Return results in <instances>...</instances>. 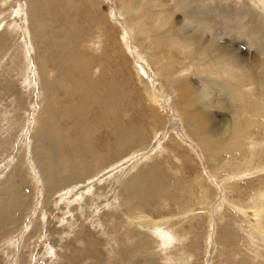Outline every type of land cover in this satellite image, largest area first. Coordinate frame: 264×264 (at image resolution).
Here are the masks:
<instances>
[{"label": "rangeland", "instance_id": "374dc122", "mask_svg": "<svg viewBox=\"0 0 264 264\" xmlns=\"http://www.w3.org/2000/svg\"><path fill=\"white\" fill-rule=\"evenodd\" d=\"M146 1L133 29L120 0H0V264H139L125 257L123 242L148 232L157 238V264H264V127L236 144V157L223 150L209 160L184 128L189 115L179 88L165 80L169 74L193 84L204 108L212 104L214 125L225 126L235 113L245 127L235 88L246 93L264 80V0H196L207 20L196 33L214 61L210 69L164 46L165 32L181 42L193 35L176 0H152L151 8ZM152 12H159L157 23ZM214 42L227 49L207 47ZM231 49L245 76L212 74H228L218 57L234 55ZM149 173L155 181L145 180ZM143 183L146 207L127 206ZM257 211V218L250 214ZM124 225L133 234L119 229ZM83 228L105 242L104 254L90 255L77 235Z\"/></svg>", "mask_w": 264, "mask_h": 264}, {"label": "bare ground", "instance_id": "6f19581e", "mask_svg": "<svg viewBox=\"0 0 264 264\" xmlns=\"http://www.w3.org/2000/svg\"><path fill=\"white\" fill-rule=\"evenodd\" d=\"M143 1L144 0H142L140 2H134V0H133L132 3H127V2H125L123 0H120V2H122V4L124 5L125 12H127V13H125V12L124 13L128 16V20L133 23V26H134V28L132 27L133 29L136 28V24H140L141 21H142L140 13L143 10L145 12V8H143V6H142ZM179 1L180 0H176L175 1V8L174 9L177 10V11H180L181 8H182V12L183 13H187L188 17L183 19V24H185V26L188 25V26L191 27V30H192L191 32H193V35L189 36V38H187V40L185 42H181V41H178L175 37L171 36L170 34L167 35V32H165L163 34L164 36H166V43L164 44V46L167 49H169V50H173L175 47H178L179 50H181V54L180 55H184L185 53H190V54L195 55V57H193V59H195L194 60V64L197 67L199 66V62L204 59V64H203L204 69H210L211 65H212V63L214 61L211 58L208 57L207 50L205 49L204 45L202 44L201 37L198 35V33H196V32H199L201 30H205L204 26H207L206 18L198 10V9H200V4H198L196 0H184L183 3H179ZM154 4H155V1H152V0H147L146 1V5H147L148 8H151ZM42 5L45 6V3H43ZM37 10H39L41 12L44 11L43 8H38ZM150 14L154 17V19H155L154 21L157 23L158 20H159V12H152ZM229 18H231V17L229 16ZM165 23H166V21H163L160 25L158 24V26L156 27V32L159 29H161L163 26H165ZM137 30H138V34L140 36L143 37V36L146 35L148 37V39H150V44L151 45H154L156 43V39L155 38L152 39L148 35L149 32L143 26L139 25V27H137ZM134 31L135 30H133V32ZM216 33L220 35V33L218 31H216ZM141 41H142V46L144 47L143 39H141ZM258 41H261V43H260L261 47L264 49V37H261L260 39H258ZM214 43H215V45H213V46L209 43L207 47L211 48V49L219 48L220 50H226L227 49L226 47H222L220 44H218L216 42H214ZM250 45H254V43H250ZM231 52L234 55H230L229 57H222V56L218 57V58H222V60H224L227 63V64H224V65L228 69V74L220 73L221 74L220 75L218 72L217 73L213 72L212 74L219 75L222 78H224V77L229 78L228 75H233V77L236 76L237 78L240 79L241 75L245 76L244 67H242L240 62H237V58H238L239 55L237 54V52L235 50L231 49ZM201 53L205 54V58H204V56H202ZM154 57L151 58L152 62H153ZM69 58H68V61H69ZM256 58L259 59V58H261V56L258 54L256 56ZM88 59H91V56H87V62H90ZM257 59L253 60V62L256 61ZM40 63L42 64V62H40ZM263 66H264V61H263ZM169 69H170V63L166 64L162 68V71L163 70L168 71ZM83 72H85V71H83ZM239 72L241 74H238ZM158 73L160 74L161 71L158 72ZM248 77H249V80L252 81V78H251V75H250V71L248 72ZM165 80H166V83H168L174 89L177 88V87L179 88V92H180V101L179 102L185 104V106L187 108V113L189 115L186 118H185V116H183L184 117L183 121H184V126H185L184 128L187 129V131H191V134H192L193 137L199 139V141L201 143V147H202L200 149L206 150L207 157H208L209 160H212L214 162L217 161L218 155L223 150H225V152H227V153H230L232 156L236 157V153L234 151V148H235L236 144H241L242 140L246 137L247 133H249L250 135L253 134L255 132V129H256L257 126H263L264 127V80H262L259 85L252 84L253 85L252 90L249 91L247 89L246 93H244L243 86H239L238 85L235 88V92L237 93V97H236L237 102L239 104H244V106H245L244 109H243V118L245 119L244 123H246L245 127L241 124L242 120L240 119V117L237 116V114H235V113H234V116L232 114V117L230 118V120H228L226 122V125H225L226 127L225 126L214 125L213 123H214L215 118L209 112L210 109L213 107L212 104H207L206 108H204L205 105L201 102V97H200L199 93L193 88V84H190V85L189 84H183L179 80H176L175 78L172 79L169 74L166 75ZM57 82H58V84L60 86L65 85V81L64 80L57 81ZM228 83L232 86L231 81H229ZM252 113H253V115H251ZM184 128H182V129H184ZM224 129L226 130L227 133L222 132V131H224ZM220 130H222V131H220ZM186 135H188V134H186ZM261 138L264 139V133L261 134ZM250 141L251 142H249L248 145H250L252 143L250 147H253V143L255 141L254 140H250ZM256 143H258V142H256ZM260 164H262V163H260ZM263 165H264V163H263ZM48 169L50 170L52 175L55 174L53 165L50 164ZM70 174H72V177H74V178L75 177H79L78 174H75V173H72V172ZM202 177H204V176H202ZM144 178H145V180L147 182H153V181L156 180V175L154 173H149V174H146L144 176ZM48 179H50L51 182L54 183V179L55 178L53 179L52 177L51 178L49 177ZM5 186H7V185L5 184ZM143 187H144V191L138 192V193L133 194V195H130V196H128L126 198L125 204L127 206H129L132 202H137V205H138L139 209L140 208L144 209L146 207V204L149 201V199H148V195L145 192V184L144 183H143ZM11 189H13V188H11ZM155 189H156V192L158 194L161 193L164 190L162 188L160 182L156 183ZM111 190H112V188H111ZM113 190H114V192H115V190H117V193L115 192V194H116L117 197L121 198L120 192L118 191L117 187L114 188ZM208 191H209V193H208L209 195L208 196L210 197V200L212 201L215 198L216 194L213 195V193L210 190H208ZM138 198H140L141 200H139ZM100 204H102V202ZM106 205L108 207L111 204L109 203V204H106ZM101 206L102 205H100L99 207H101ZM13 209L16 211V210H18V207H16L14 205ZM106 211H108V213L110 212L109 210H106ZM258 212L259 211L250 212V214L253 215V216H256V213H258ZM102 213H98V214L102 215ZM124 216H127V215L125 214ZM137 217H139V215ZM130 218H131V216H130ZM256 218H257V216H256ZM105 219H106V222H109V221H111V216H105ZM138 219H134V220L130 219V221H132V223L134 222L133 223L134 226L135 225L136 226H140L139 225L140 221ZM252 220H253V218H252ZM75 225H76V223H75ZM150 225L152 227L151 223H150ZM123 227H126V228H123ZM140 227H142V225ZM146 228H149V227H146ZM156 228H158V227H156ZM83 229H84V231L79 232L77 235L79 237H85L86 238V243H87L86 247L90 248L88 250L90 252V255H91V250H93L94 253H97V254H100V255L104 254L103 252H101L100 247L105 242L103 244H101L100 243L101 240H100L99 237L94 235L93 232L91 233L90 230H88L86 228H83ZM119 229L120 230H124V231H128L129 230L128 226H126V225L120 226ZM130 230H131V233L134 231L133 228L130 229ZM139 232H142V230L139 231ZM144 232L142 234H144ZM83 233H86V234H83ZM156 233H158L157 230H156ZM139 235H141V234H139ZM154 235H152L151 233L148 232L144 236H141V237L145 238V240L143 242H141V243L138 242V240L141 237L140 238H138V237L135 238L133 236L128 235L127 239H125L124 242H123L124 243V245H123L124 246V251L122 250L123 247L121 248L123 253L125 252L124 255L126 254L125 257H127V258L129 257L131 259H133V258L137 259V260L140 261V263L138 262L139 264H157L158 259L154 258V256L157 255L156 254V249L158 248L157 247L158 244H156L157 243V238ZM63 236H64V234H62V237ZM118 236H121V237L125 238V235L122 236V233L120 235H118ZM177 237H179V236L177 235L176 238ZM54 239H52L53 242L56 241ZM182 239H187L188 240V238H184V237H180L179 240L182 241ZM78 240H79V238H78ZM114 242L115 243L119 242V245H121V246L123 244V243H120L121 241H118L117 239H115ZM112 243H113V241H112ZM59 244H61V243L57 242L56 246H58ZM154 244L156 245V248L154 250H148L149 246L154 245ZM109 246H111V245H109ZM68 247H71L72 249L74 248V246L72 244H70V243L68 244ZM114 248H115V245H114ZM165 248L167 249L168 246L165 247ZM182 248H183L182 250H184V246ZM110 249H111V247H110ZM111 250H113V249H111ZM108 251H109V249H108ZM119 251H116V252H119ZM108 254H110V252ZM110 255H112V254H110ZM112 257H113V255H112ZM127 258L125 260H127ZM116 259H115V261H117ZM126 263H128V262H126ZM117 264H122V263L119 260V261H117ZM123 264H125V263H123ZM131 264H133V263H131ZM135 264H137V263H135ZM183 264H185V262Z\"/></svg>", "mask_w": 264, "mask_h": 264}]
</instances>
